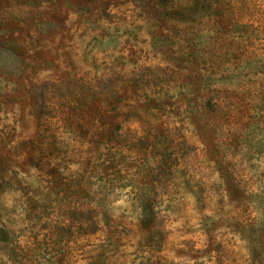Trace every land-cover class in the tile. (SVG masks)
Segmentation results:
<instances>
[{"label":"rangeland","instance_id":"1","mask_svg":"<svg viewBox=\"0 0 264 264\" xmlns=\"http://www.w3.org/2000/svg\"><path fill=\"white\" fill-rule=\"evenodd\" d=\"M0 253L264 264V0H0Z\"/></svg>","mask_w":264,"mask_h":264},{"label":"clouds","instance_id":"2","mask_svg":"<svg viewBox=\"0 0 264 264\" xmlns=\"http://www.w3.org/2000/svg\"><path fill=\"white\" fill-rule=\"evenodd\" d=\"M0 256H2L4 264H11V261H9L8 255L4 253H0Z\"/></svg>","mask_w":264,"mask_h":264},{"label":"trees","instance_id":"3","mask_svg":"<svg viewBox=\"0 0 264 264\" xmlns=\"http://www.w3.org/2000/svg\"><path fill=\"white\" fill-rule=\"evenodd\" d=\"M219 23V22H218ZM219 25V24H218ZM219 33H221L219 30H218Z\"/></svg>","mask_w":264,"mask_h":264}]
</instances>
